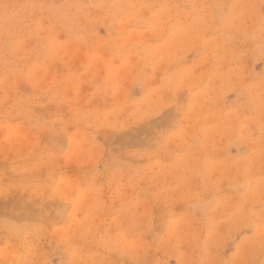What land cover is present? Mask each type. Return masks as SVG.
<instances>
[{"label": "rangeland", "instance_id": "1", "mask_svg": "<svg viewBox=\"0 0 264 264\" xmlns=\"http://www.w3.org/2000/svg\"><path fill=\"white\" fill-rule=\"evenodd\" d=\"M0 264H264V0H0Z\"/></svg>", "mask_w": 264, "mask_h": 264}]
</instances>
